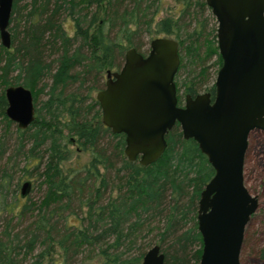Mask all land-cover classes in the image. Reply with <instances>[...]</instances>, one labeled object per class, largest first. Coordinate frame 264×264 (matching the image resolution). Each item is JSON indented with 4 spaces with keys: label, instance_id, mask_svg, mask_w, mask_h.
<instances>
[{
    "label": "trees",
    "instance_id": "1",
    "mask_svg": "<svg viewBox=\"0 0 264 264\" xmlns=\"http://www.w3.org/2000/svg\"><path fill=\"white\" fill-rule=\"evenodd\" d=\"M177 1L176 15L155 19L161 0H12L10 46L0 44V116L11 122L3 112L10 84L31 91L35 115L24 130L16 127L11 153L0 142V264H140L153 244L165 264L197 263V200L212 175L206 157L176 123L154 162L129 161L123 134L101 124L98 102L88 98L103 71L120 67L127 48L138 51L143 36L159 35L178 44L177 71L187 78L178 84L181 94L176 86L177 101L198 93L207 60L221 63L214 28L204 0ZM69 83L77 86L67 92ZM79 152L88 159L80 161ZM24 173L40 178L44 190L38 202L12 209Z\"/></svg>",
    "mask_w": 264,
    "mask_h": 264
},
{
    "label": "water",
    "instance_id": "2",
    "mask_svg": "<svg viewBox=\"0 0 264 264\" xmlns=\"http://www.w3.org/2000/svg\"><path fill=\"white\" fill-rule=\"evenodd\" d=\"M216 22L215 41L221 63L209 91L185 94L177 101L174 75L178 44L170 36L150 39L141 54L133 47L120 67L105 70L95 93L100 119L112 133H122L123 153L141 165L154 162L166 147L165 135L177 123L183 139L196 142L212 168L197 200L196 229L201 250L195 264H239L246 223L257 197L243 183L242 168L250 131H264V0H204ZM12 0H0V44L10 46ZM4 115L24 130L34 120L31 91L4 87ZM28 180L19 187L24 196ZM140 264H165L157 244Z\"/></svg>",
    "mask_w": 264,
    "mask_h": 264
},
{
    "label": "rangeland",
    "instance_id": "3",
    "mask_svg": "<svg viewBox=\"0 0 264 264\" xmlns=\"http://www.w3.org/2000/svg\"><path fill=\"white\" fill-rule=\"evenodd\" d=\"M181 5L177 0H161L158 14L155 16V19H158L160 16L164 14H173L176 15L177 11L180 9ZM210 14L209 22L210 26L214 28L213 34L215 35V27L216 22L214 17L211 15L210 10L207 11ZM206 12V14H207ZM201 19V18H200ZM61 25L64 29H66L68 34H72L71 30V21L69 16L62 15L60 17ZM207 30H209V23L207 24ZM161 36V35H159ZM152 39L151 37L143 36L141 38V43L138 47V51L141 54H145L148 50V43ZM130 48V47H129ZM214 56L207 60V64H209V68L207 71V78L205 82L200 86L197 90L198 93L203 91H208V89L213 85L214 77L216 70L218 67L216 65H211ZM117 67L109 68L110 72L117 70ZM107 70V69H106ZM194 74V72L192 73ZM186 74L181 69L177 71L174 75V83L178 86V94L182 93V87L180 84L183 80H186ZM191 79V75L188 77ZM85 86L89 85V81L91 79L90 76H86L85 78ZM105 79V71L101 73V76L97 79L95 83V87H93L89 94V99L95 100V93L103 88ZM48 84L50 79L45 80ZM77 83H69L67 84L66 91H73L76 88ZM78 91L80 89H77ZM183 100V96L180 100V103ZM100 117V116H99ZM21 131V130H20ZM18 131L16 130V126L14 123L10 122L6 124L5 120L0 116V142H3L2 147L7 148L6 155L11 153V149L14 147L15 137L18 135ZM80 161H86L88 159V154L85 152H79ZM76 157L74 154L72 155V159ZM35 160L27 165V167H31L29 165L34 164ZM23 161H19V166H22ZM20 169V168H19ZM29 170V169H26ZM14 172V170H11ZM20 172H15V176L19 175ZM28 180L30 182L29 191L22 197L19 195V186L20 184ZM243 183L248 192L257 197V206L252 215L250 216L248 222L245 225L242 244L239 251V264H264V131L252 130L248 134L247 137V147L244 154L243 160ZM44 186L40 185V178L36 177L35 174L24 173L21 175L17 190H16V198L17 202L15 205H12V209H15L16 205L19 206L22 203H27L28 200L38 202L43 193ZM1 215V213H0ZM14 223V221H13ZM154 232L147 234V240L152 238ZM151 246V245H150ZM149 248V246L147 247ZM146 248V249H147ZM35 254V252H34ZM52 257L57 260V253L55 252ZM30 260V259H29ZM22 264H25L22 263ZM42 264H46L44 261ZM75 264H87L83 261H77ZM94 264V263H92Z\"/></svg>",
    "mask_w": 264,
    "mask_h": 264
},
{
    "label": "flooded vegetation",
    "instance_id": "4",
    "mask_svg": "<svg viewBox=\"0 0 264 264\" xmlns=\"http://www.w3.org/2000/svg\"><path fill=\"white\" fill-rule=\"evenodd\" d=\"M178 50V49H177ZM104 81H105V79H104ZM209 91V90H208ZM210 92V95L212 94V96H213V89H212V92L211 91H209ZM186 94H188V93H186ZM185 95V94H184ZM195 95V94H194ZM190 96H193V95H191L190 94ZM99 106V105H98ZM100 109V108H99ZM101 116V115H100ZM100 122H101V119H100ZM101 124H102V122H101ZM103 125V124H102ZM104 126V125H103ZM106 127V126H105ZM108 128V127H107ZM110 130V129H109ZM111 132V131H110ZM112 133V132H111ZM114 134H118V133H114ZM122 134V133H121ZM244 160V159H243ZM242 176H243V168H242ZM20 187V186H19Z\"/></svg>",
    "mask_w": 264,
    "mask_h": 264
}]
</instances>
